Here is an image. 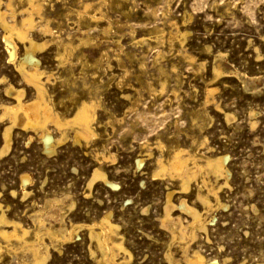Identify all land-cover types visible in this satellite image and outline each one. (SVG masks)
<instances>
[{
    "label": "rangeland",
    "instance_id": "374dc122",
    "mask_svg": "<svg viewBox=\"0 0 264 264\" xmlns=\"http://www.w3.org/2000/svg\"><path fill=\"white\" fill-rule=\"evenodd\" d=\"M12 2L20 23L29 5ZM40 2L30 35L50 75L45 102L61 120L84 101L95 105L89 138L76 140V124L48 122L50 150L22 125L6 149L9 122L0 119L1 211L29 230L28 240L44 227L75 228L65 241L46 235L44 264H105L94 234L103 217L119 226L111 237L126 249L116 250L120 264H169V256L187 264L185 246L210 263L264 264V0ZM8 38L0 23V115L18 92L37 95L18 69L27 42ZM209 87L216 88L207 100ZM178 148L202 160L228 155L226 175L200 172L187 190L169 174L154 179L157 161ZM97 167L109 182L90 188ZM203 178L220 188L225 206L202 205ZM171 189L174 217L187 223L188 207L203 214L207 229L195 238L174 239L161 226ZM0 242V264H33L23 242Z\"/></svg>",
    "mask_w": 264,
    "mask_h": 264
},
{
    "label": "bare ground",
    "instance_id": "6f19581e",
    "mask_svg": "<svg viewBox=\"0 0 264 264\" xmlns=\"http://www.w3.org/2000/svg\"><path fill=\"white\" fill-rule=\"evenodd\" d=\"M12 3V0H0V23H2L6 29L7 37H16L19 40L27 42V47L25 48L26 50L24 56L21 57L22 59L18 65V69L21 72L23 78L26 80L27 84H29L36 90L37 95L33 99H23L21 92H18L16 98L14 99V103L11 102L10 104L7 103L2 105V114L0 115V119L6 117L9 122V126L6 127V130L4 132L6 141L5 148H9V146L11 145V130L16 125H22L25 128H32L33 130L39 131L45 143L46 150H50L52 148L51 145L53 142V136L47 129L48 122H54L58 127L69 124H76L77 126L75 127H78L75 136L76 140L80 141L79 137L89 138L90 136L94 135V129H92V120L95 119V105L93 103H91L90 101L82 102L76 112L71 115V117L61 120V117H57V114H54L52 112L53 110H50V108L48 107L49 104L45 102L46 99L44 100V92H46L44 91L46 86L45 82L49 80L50 75H48V73L46 74V70L44 71L40 68V60L37 56H35V50H37L36 48L39 47V44L37 43L35 38L30 35V31L35 26L34 14L39 13L41 9L40 0H27L29 6L23 10V16L20 23H18L19 21L17 22L16 20V13L12 6ZM85 7H88V5H86ZM9 17L11 18V21H8L7 18ZM214 71L216 75H220L223 73V71L219 70V68L216 66L214 68ZM215 88L209 87L207 89V100H210L209 96L213 94V92H215ZM215 109L219 110V105ZM179 148L174 151L172 157H170L167 162H164L163 160L157 161V169L153 174L154 179H158L169 174L170 176L176 177L181 181L182 190H187L190 188L191 181L195 179L197 175L200 174V172L202 173L203 171H205L206 174L214 175L217 178L226 175L228 167H226V162L228 160V155H210L202 160L197 157V155ZM142 163L143 159H138V165H141ZM22 180L25 183L30 180V177L28 175H23ZM97 181H102L105 183L109 182L107 174L99 167L95 168L88 183L89 187L91 188L92 185ZM202 186L205 187L206 191L202 192L201 190H199L197 195L199 201L202 203V205H204L205 208H212L215 205L214 202H216L218 206L226 205H224V203L222 202L223 200L219 195L220 188L217 189L216 187L208 184V180L206 178H203ZM173 191L174 190L171 189L168 192L165 213L160 221L161 226L164 228H168L171 231L174 239L178 238L180 239V241H183L190 236L192 238H195L197 230L207 229L205 220L203 219V214L195 207H188L185 209L191 214L192 219L187 223H185L180 216L174 217L172 214V209L175 207V205L171 201ZM13 192L15 193L16 191L14 190ZM25 194H27L26 190ZM5 213L6 211L4 212L2 210L0 214V240L5 239L6 241H10L14 239L23 242L24 245L27 246V249H29L33 255V260H31L33 264H44L50 256V245L44 241L46 235L49 236L51 240L55 241H61V239L65 241L73 237L72 234L75 228L67 229L61 226L59 227V229L54 231L51 229V227H44L45 221L43 222V219L39 216L40 225L44 227L43 229L45 230L44 232L41 231L42 233L36 230V232L33 233L34 239L28 240L27 235L29 234V230L20 222L13 221L12 219L9 220L7 218L8 216L6 217ZM35 216L37 217V215ZM95 224H98L100 227V230L94 232V234L96 237L97 245L102 252L104 263L120 264L116 259V250L126 251V249L121 242L114 241V239L111 237L112 234H115L116 228L119 226L111 222L106 217H103L99 223L97 222ZM91 234H93L92 230ZM188 247L190 246L183 247L184 257L187 264H217L216 262H208V260L205 259V256H203L197 250L193 251V254L189 253L190 251H188ZM2 252L3 245L0 242V261L2 259ZM168 260L169 264H173L174 258L172 261L169 256ZM25 264L28 263L26 262Z\"/></svg>",
    "mask_w": 264,
    "mask_h": 264
}]
</instances>
